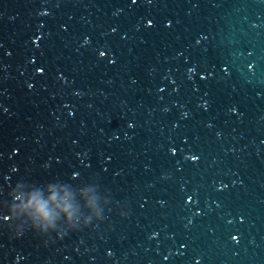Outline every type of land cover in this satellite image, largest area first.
Masks as SVG:
<instances>
[{
	"label": "water",
	"instance_id": "1",
	"mask_svg": "<svg viewBox=\"0 0 264 264\" xmlns=\"http://www.w3.org/2000/svg\"><path fill=\"white\" fill-rule=\"evenodd\" d=\"M0 264H264V0H0Z\"/></svg>",
	"mask_w": 264,
	"mask_h": 264
}]
</instances>
